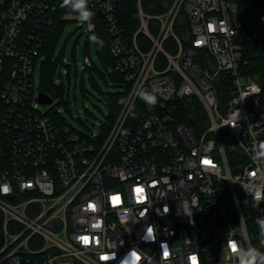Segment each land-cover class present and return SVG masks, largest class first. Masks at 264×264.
Wrapping results in <instances>:
<instances>
[{
	"label": "built area",
	"instance_id": "built-area-1",
	"mask_svg": "<svg viewBox=\"0 0 264 264\" xmlns=\"http://www.w3.org/2000/svg\"><path fill=\"white\" fill-rule=\"evenodd\" d=\"M120 2L88 0L91 27L64 14L83 33L106 31L115 60L108 73L124 76L127 106L102 141L57 123L54 102L38 94L34 104L46 23L62 0H9L0 17V74L12 80L0 93V264H121L132 250L140 264H238L231 242L264 248V201L252 199L264 180L251 175L264 161L250 158L264 142L263 88L244 74L242 54L245 43L264 41V11L250 0H174L150 17L139 1L131 34ZM182 14L183 38L174 29ZM169 40L175 47L166 50ZM139 88L156 92L155 106L135 95Z\"/></svg>",
	"mask_w": 264,
	"mask_h": 264
},
{
	"label": "trees",
	"instance_id": "trees-1",
	"mask_svg": "<svg viewBox=\"0 0 264 264\" xmlns=\"http://www.w3.org/2000/svg\"><path fill=\"white\" fill-rule=\"evenodd\" d=\"M142 6L143 12L145 15L150 17H156L167 12L174 0H121L120 2V15L124 21V25L127 30L134 34L136 33L139 26V16H138V5ZM255 7L259 10L264 11V0H250ZM8 2L9 0H0V17L2 14L8 11ZM69 11L66 8L59 7L55 12L50 14L51 22L46 23L47 30L45 35V40L43 44V48L41 49L39 59L42 56H46V61L43 62L41 67V84L39 91L47 96H49L53 102L57 97H64V89L62 86L56 87L53 82L54 70L56 65L60 61V58L53 61L54 51L58 42L60 35L63 33L65 28L68 26V22L64 19V14ZM34 21H30L27 25H25L22 34L24 35L28 32L31 27H33ZM149 28L153 33L158 32L159 23L157 21H150ZM175 33L180 37H186L188 30V17L186 14H182L175 24ZM99 39L103 41V47L101 48L97 44V53L98 56L104 65L105 72L102 73L103 76H109L112 82L117 84V92L116 93H104L103 97L106 101L107 106L110 110V119L109 125L112 123L114 116L117 115L118 110L122 108V104L120 101L125 99L126 96L122 90L123 83H125L124 76L121 74H109L108 69L115 65V60L111 57L109 52L110 47V38L108 37L106 31L99 28ZM139 40H143L139 36ZM166 50H171L175 47L174 42L169 40L164 44ZM242 54L244 60L247 64L243 67L244 74L251 79L256 80L261 87L263 88L262 99L264 101V41L254 42V43H245L242 47ZM38 59V60H39ZM98 70L97 66L92 62L91 67H86V71ZM99 71V70H98ZM78 79V76L76 77ZM12 80L7 79L4 74H0V93L4 83H11ZM85 82L84 74L82 75V84ZM32 82L29 81L28 87L32 89ZM1 100V98H0ZM1 106V101H0ZM54 110H57V106L55 105ZM52 118L57 123L65 125L66 122L60 117L59 113L55 114L54 111L50 113ZM188 124L195 125L197 121L191 117L187 120ZM104 127L100 128V140H104L108 131V126L103 125ZM106 126V127H105ZM258 249L264 251L262 246H258Z\"/></svg>",
	"mask_w": 264,
	"mask_h": 264
},
{
	"label": "rangeland",
	"instance_id": "rangeland-1",
	"mask_svg": "<svg viewBox=\"0 0 264 264\" xmlns=\"http://www.w3.org/2000/svg\"><path fill=\"white\" fill-rule=\"evenodd\" d=\"M83 30L84 27L79 22H71L58 39L52 63L58 58L60 61L54 70L53 82L56 87L62 86L64 97H57L54 105L57 106L60 117L70 127L82 134L89 131V134L98 136L100 128L109 125L111 117L103 94L116 93L117 84L108 75H102L105 68L98 56L97 44L92 40L96 35H88ZM86 56L90 57L99 71L85 70ZM44 61L45 55L38 60L35 67L34 104L38 103L36 99L40 93L41 67ZM39 110L48 112L49 107L39 105Z\"/></svg>",
	"mask_w": 264,
	"mask_h": 264
},
{
	"label": "clouds",
	"instance_id": "clouds-1",
	"mask_svg": "<svg viewBox=\"0 0 264 264\" xmlns=\"http://www.w3.org/2000/svg\"><path fill=\"white\" fill-rule=\"evenodd\" d=\"M62 8L68 9L70 12L77 15L78 20L81 24H88L91 27V21L93 17L92 11L88 7V0H62L60 5ZM94 43L98 44L101 48L103 47V41L98 37H92ZM135 95L141 99L148 106H155L158 102V96L154 91H148L144 88H139L136 90ZM121 104L127 106L126 100L122 99ZM253 162L264 161V142L257 143L253 149L250 156ZM251 175L257 180H264V170L258 167L252 169ZM5 187V191H7ZM252 199L254 201H264V193L261 191H256L252 193ZM92 207L91 205L89 206ZM169 209L167 206L164 208V212L167 213ZM259 227V236L264 237V220L257 221ZM147 238L155 240V228L149 226L146 230ZM162 259H167L170 255V250L167 244H162ZM231 251L233 255L238 259V264H264V251L259 250L255 247H248L246 249H241L238 242L233 241L230 244ZM113 260L115 257L112 254L109 257ZM141 256L137 250H132L128 256L121 262V264H140Z\"/></svg>",
	"mask_w": 264,
	"mask_h": 264
},
{
	"label": "water",
	"instance_id": "water-1",
	"mask_svg": "<svg viewBox=\"0 0 264 264\" xmlns=\"http://www.w3.org/2000/svg\"><path fill=\"white\" fill-rule=\"evenodd\" d=\"M38 100L43 105L51 106V108L54 107L53 106V100L49 96H47L41 92L39 93Z\"/></svg>",
	"mask_w": 264,
	"mask_h": 264
},
{
	"label": "snow or ice",
	"instance_id": "snow-or-ice-1",
	"mask_svg": "<svg viewBox=\"0 0 264 264\" xmlns=\"http://www.w3.org/2000/svg\"><path fill=\"white\" fill-rule=\"evenodd\" d=\"M137 192H142V190L137 189ZM114 200H118V198H114ZM104 259H108V257H105ZM193 264H195V257H193Z\"/></svg>",
	"mask_w": 264,
	"mask_h": 264
}]
</instances>
